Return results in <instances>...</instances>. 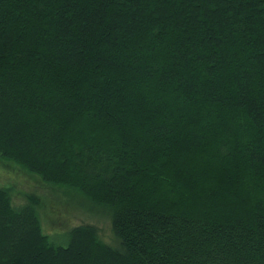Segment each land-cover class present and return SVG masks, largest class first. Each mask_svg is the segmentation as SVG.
Wrapping results in <instances>:
<instances>
[{
  "label": "trees",
  "instance_id": "trees-1",
  "mask_svg": "<svg viewBox=\"0 0 264 264\" xmlns=\"http://www.w3.org/2000/svg\"><path fill=\"white\" fill-rule=\"evenodd\" d=\"M0 159L119 242L0 186V264H264V0H0Z\"/></svg>",
  "mask_w": 264,
  "mask_h": 264
},
{
  "label": "rangeland",
  "instance_id": "rangeland-1",
  "mask_svg": "<svg viewBox=\"0 0 264 264\" xmlns=\"http://www.w3.org/2000/svg\"><path fill=\"white\" fill-rule=\"evenodd\" d=\"M0 186L7 189L15 204L25 202L28 198L34 200L45 232L60 236V231L70 226L92 224L105 243L119 246L108 212L90 205L77 191L64 185L45 183L37 175L2 159Z\"/></svg>",
  "mask_w": 264,
  "mask_h": 264
}]
</instances>
